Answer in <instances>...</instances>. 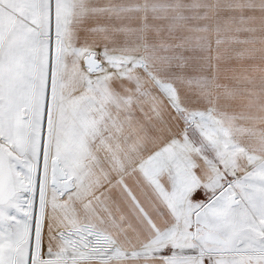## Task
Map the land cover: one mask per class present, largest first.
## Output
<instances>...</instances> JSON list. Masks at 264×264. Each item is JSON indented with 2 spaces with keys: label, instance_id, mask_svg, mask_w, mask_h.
<instances>
[{
  "label": "snow or ice",
  "instance_id": "6c2138e0",
  "mask_svg": "<svg viewBox=\"0 0 264 264\" xmlns=\"http://www.w3.org/2000/svg\"><path fill=\"white\" fill-rule=\"evenodd\" d=\"M0 264H264V0H0Z\"/></svg>",
  "mask_w": 264,
  "mask_h": 264
}]
</instances>
